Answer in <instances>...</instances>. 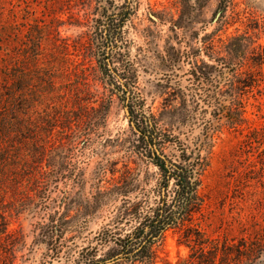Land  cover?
I'll list each match as a JSON object with an SVG mask.
<instances>
[{
    "label": "rangeland",
    "instance_id": "obj_1",
    "mask_svg": "<svg viewBox=\"0 0 264 264\" xmlns=\"http://www.w3.org/2000/svg\"><path fill=\"white\" fill-rule=\"evenodd\" d=\"M223 8L0 0V264H132L112 261L117 239L163 177L129 98L159 153L199 162L201 205L164 233L155 264H264V0Z\"/></svg>",
    "mask_w": 264,
    "mask_h": 264
},
{
    "label": "trees",
    "instance_id": "obj_2",
    "mask_svg": "<svg viewBox=\"0 0 264 264\" xmlns=\"http://www.w3.org/2000/svg\"><path fill=\"white\" fill-rule=\"evenodd\" d=\"M230 0H222V6L225 8ZM223 8V9H224ZM256 64L264 65V47H260L256 53ZM125 89L127 90L128 84L125 83ZM8 90L7 86L4 90ZM7 99L11 98L6 94ZM15 104L17 107H23L27 109L26 96L24 94L23 87L20 91L13 95ZM128 116L131 123H135V126L140 131L142 138H149V142L153 148V154L155 157V164L160 169L163 177V181L160 184L161 196L160 200L155 202V205L149 208L148 211H144L140 205L135 206L129 213L131 219H125L126 223L136 224L134 228L124 237L119 236L117 244L120 247V252L117 257L112 261L118 262L124 260L131 262L132 264H155L156 251L154 246L162 240L164 233L171 229L176 228L185 222L195 209H198L201 205V200L198 194L199 188V170L197 168L199 162L193 159L192 156H185L184 162H174L166 156H163L160 152V138L156 134L155 122H143L137 119V111L131 105V99L129 98ZM26 107V108H25ZM28 121L35 120L31 118L32 115L25 114ZM28 115V116H27ZM6 119V118H5ZM22 119V118H21ZM23 120V119H22ZM142 121V122H141ZM15 125V121H13ZM149 127L152 130V135L146 134V129ZM154 132V133H153ZM174 182V189L172 190L173 197H170L169 188L171 183ZM3 204L0 206V235L5 234L8 228L6 223V212L3 210ZM197 238L192 240V238ZM189 242H195L199 246L203 247V240L198 235H193ZM203 249V248H202ZM95 264H103L97 262Z\"/></svg>",
    "mask_w": 264,
    "mask_h": 264
},
{
    "label": "water",
    "instance_id": "obj_3",
    "mask_svg": "<svg viewBox=\"0 0 264 264\" xmlns=\"http://www.w3.org/2000/svg\"><path fill=\"white\" fill-rule=\"evenodd\" d=\"M154 18V17H153Z\"/></svg>",
    "mask_w": 264,
    "mask_h": 264
}]
</instances>
